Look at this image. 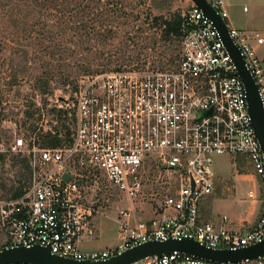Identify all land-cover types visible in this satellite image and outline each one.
<instances>
[{"label": "built area", "instance_id": "built-area-1", "mask_svg": "<svg viewBox=\"0 0 264 264\" xmlns=\"http://www.w3.org/2000/svg\"><path fill=\"white\" fill-rule=\"evenodd\" d=\"M210 2L225 20L223 0ZM180 30L173 68L87 75L56 100L54 107L74 119L72 141L44 147L15 131L10 150L29 157L32 180L20 197L0 205V250L39 244L60 256L106 260L151 240L190 237L208 248L237 250L264 239V153L244 81L213 20L195 3L182 14ZM228 30L264 110V59L254 45L263 44L264 36ZM216 155L245 156L261 179V211L248 229L229 227L226 214L220 223L201 215V202L215 188ZM100 174L130 200L150 195L146 185L153 179L165 189L148 218L136 217L129 208L118 210V243L84 251L81 242L96 236L94 217L102 214L85 183ZM248 197L258 196L250 190ZM130 264H264V254L218 261L173 250Z\"/></svg>", "mask_w": 264, "mask_h": 264}, {"label": "rangeland", "instance_id": "rangeland-1", "mask_svg": "<svg viewBox=\"0 0 264 264\" xmlns=\"http://www.w3.org/2000/svg\"><path fill=\"white\" fill-rule=\"evenodd\" d=\"M238 1L244 8L247 1ZM192 3L0 0V153L5 155V161L0 162V205L32 180L23 160L26 153L10 150L15 131L25 133V140H30L39 106H46L40 125L51 129L49 121L55 116L46 109L53 107L59 97L68 96L84 76L123 69L173 68L181 38L166 35L162 20L182 16ZM248 16L253 19L250 26L264 28L262 15L251 11ZM239 21V26H245ZM256 52L264 59V45ZM215 170V188L202 201L204 217L226 214L230 227L247 229L261 206V179L244 157L216 155ZM151 174L155 177L154 172ZM85 186L102 214L94 217L96 236L81 242L84 251H101L118 243L119 227L114 220L118 210L129 208L136 217L148 218L152 215L151 205L165 189L163 183L153 179L146 185L150 195L147 191L145 198L130 200L103 174ZM250 190L256 192L257 199L248 197Z\"/></svg>", "mask_w": 264, "mask_h": 264}, {"label": "water", "instance_id": "water-1", "mask_svg": "<svg viewBox=\"0 0 264 264\" xmlns=\"http://www.w3.org/2000/svg\"><path fill=\"white\" fill-rule=\"evenodd\" d=\"M192 1L202 9L205 15L213 20L237 66L238 73L242 77L246 87L249 112L252 116L253 126L264 153V110L258 86L255 83L252 74L246 68L245 61L241 56L238 47L230 37L227 23L218 10L209 0ZM64 178L68 179L69 175L66 174ZM173 250H180L218 261H240L242 259H251L263 255L264 239L259 243L252 244L248 247H242L237 250L208 248L190 237H184L181 239L170 238L165 241L151 240L126 249L106 260H77L52 254L49 246L36 244L31 247L19 246L0 250V264H130L145 256H160L163 253L171 252Z\"/></svg>", "mask_w": 264, "mask_h": 264}, {"label": "trees", "instance_id": "trees-1", "mask_svg": "<svg viewBox=\"0 0 264 264\" xmlns=\"http://www.w3.org/2000/svg\"><path fill=\"white\" fill-rule=\"evenodd\" d=\"M156 20H160V17H155ZM181 20L182 16L180 14H177L175 17L172 19H163L162 20V25H164V33L168 36L175 35L176 37L181 38ZM180 55V50L178 53L179 58ZM46 106H39L38 107V117H35V122L32 125L31 128V133H30V138L35 137L36 138V143L39 144L40 146L44 147H56L62 144L63 142H69L72 141L73 133L74 131L72 130V122L70 119H73L69 115V111L57 107H50L48 110L51 114H54V118L49 121V124L52 125V129H45L43 125L41 126L39 121L43 120V115L45 114ZM48 112V113H49ZM74 120V119H73ZM24 135L25 139V133H22ZM238 157H244L241 155H237ZM240 159V158H239ZM247 159V158H246ZM26 167L30 169L31 176H32V171H31V164H30V159L28 156H26L24 159ZM5 161V155L0 153V162ZM25 189L22 187L16 189L11 198H17L20 197L24 193Z\"/></svg>", "mask_w": 264, "mask_h": 264}, {"label": "crops", "instance_id": "crops-1", "mask_svg": "<svg viewBox=\"0 0 264 264\" xmlns=\"http://www.w3.org/2000/svg\"><path fill=\"white\" fill-rule=\"evenodd\" d=\"M209 1H213V0H209ZM245 1H247V3L243 4L244 8H240V6L238 4L239 3L238 0H223V2H224L223 7L225 8V10L228 13V15L225 19V22L230 27H236V28L245 29L248 31H255L256 30V31L261 32V34L264 36V28H258V27L250 26V23L253 21V19L248 16V13H250L252 11L253 15H262V17L264 18V0H245ZM245 5H248V8H246ZM239 20H241L243 23H245V26H239V24H240ZM242 27H246V28H242ZM254 45L256 48H260L262 45H264V43L261 44V46H259V44L254 42ZM201 209H202V202H201ZM260 211H261V206H260V209L258 210V213H257L255 220L253 221V223H251L249 225L248 228L252 227L256 223ZM201 215H202L203 219H206V220L210 219L216 223H220L221 217L217 218L216 216H213L211 218H205L202 210H201ZM228 226H229V224H228Z\"/></svg>", "mask_w": 264, "mask_h": 264}]
</instances>
